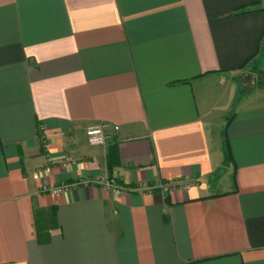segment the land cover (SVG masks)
I'll list each match as a JSON object with an SVG mask.
<instances>
[{
  "label": "crops",
  "instance_id": "0c3cea01",
  "mask_svg": "<svg viewBox=\"0 0 264 264\" xmlns=\"http://www.w3.org/2000/svg\"><path fill=\"white\" fill-rule=\"evenodd\" d=\"M263 39L264 0H0V264H264Z\"/></svg>",
  "mask_w": 264,
  "mask_h": 264
},
{
  "label": "built area",
  "instance_id": "2783aa9c",
  "mask_svg": "<svg viewBox=\"0 0 264 264\" xmlns=\"http://www.w3.org/2000/svg\"><path fill=\"white\" fill-rule=\"evenodd\" d=\"M86 133H87L88 141L92 145L106 146L112 140V135L106 131L104 125L91 126L87 129ZM104 184L106 187L112 188L115 191V193H118V194L123 193L126 190L124 186L119 185L113 179H107ZM191 185H192L191 181H187L182 184V186L186 188H189ZM175 186L176 184L174 182L160 184V187L166 191H169L171 188ZM66 187H68V185L57 186V187H54L53 190L54 192L59 193V192H62Z\"/></svg>",
  "mask_w": 264,
  "mask_h": 264
},
{
  "label": "trees",
  "instance_id": "16d2710c",
  "mask_svg": "<svg viewBox=\"0 0 264 264\" xmlns=\"http://www.w3.org/2000/svg\"><path fill=\"white\" fill-rule=\"evenodd\" d=\"M245 11V10H243ZM259 55L262 56V58H259V57H255L252 61L253 64L257 65V64H262L263 62V59H264V39L261 43V46H260V51H259ZM257 71H259L261 74H262V70L260 68L257 69ZM225 155H226V159H229L230 156H231V150H230V147H229V144L226 143V147H225Z\"/></svg>",
  "mask_w": 264,
  "mask_h": 264
}]
</instances>
